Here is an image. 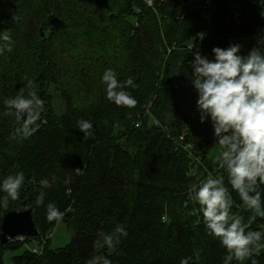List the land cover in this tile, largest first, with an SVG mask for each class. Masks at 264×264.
Returning <instances> with one entry per match:
<instances>
[{"label": "trees", "instance_id": "trees-1", "mask_svg": "<svg viewBox=\"0 0 264 264\" xmlns=\"http://www.w3.org/2000/svg\"><path fill=\"white\" fill-rule=\"evenodd\" d=\"M211 1L216 12L206 19L197 10L191 15L196 5L188 0H154L153 7L146 0H0V32L9 30L15 42L0 55V181L25 174L19 198L0 208V236L4 216L27 209L39 231L5 245L0 237V264L6 251L31 241L42 253L25 251L13 264H86L96 255L112 264H223L227 250L208 235L200 205L189 195L221 175L234 201L230 214L245 223L255 215L249 230L264 231V216L241 207L219 160L209 159L214 129L210 118L200 122L189 49L203 35L199 53L214 60L213 48L254 37L264 30V18L254 0ZM107 69L121 81L133 79L136 87L125 91L135 107L107 99ZM20 90L43 101L37 132L22 141L14 135L20 124L4 103ZM81 119L93 124L94 138L85 141ZM188 144L200 152L198 161L183 148ZM52 177L37 207L39 181ZM48 203L76 230L55 250L49 237L58 223L47 220ZM117 225L127 235L114 248L96 247L98 233H114ZM251 259L264 264V247Z\"/></svg>", "mask_w": 264, "mask_h": 264}, {"label": "clouds", "instance_id": "clouds-1", "mask_svg": "<svg viewBox=\"0 0 264 264\" xmlns=\"http://www.w3.org/2000/svg\"><path fill=\"white\" fill-rule=\"evenodd\" d=\"M261 9L264 18V0H254ZM14 41L9 30L0 32V55L13 50ZM258 47L247 56L241 54V45L232 44L227 48H213L214 60L194 53L192 85L197 91V111L200 122L211 119L214 139L220 148L219 168L227 174V184L238 193L241 207L264 216V36L257 40ZM194 45L190 46V51ZM102 82L106 85V97L117 106L133 108L137 100L125 89L136 87L128 77L121 81L117 73L107 69ZM6 111L15 115L20 124L14 135L24 140L34 135L39 125L43 101L35 92L25 97L20 90L14 97L6 98ZM78 128L84 134L85 141L94 138V126L90 121L81 119ZM55 177L41 179L40 190L36 197L37 207L44 204L46 190L51 188ZM25 182L24 172L8 175L0 181V208H6L9 200H16ZM67 182V181H66ZM189 195L200 205L203 223L209 236H215L227 250L223 264H232L233 260L243 264L251 259L253 253L259 254L264 247L259 242L264 239V231L249 230L255 220L250 216L248 222L239 215L230 214L233 198L225 185L224 176L203 181L198 188H190ZM65 213L54 203L46 206V218L49 222L59 223ZM119 234V235H117ZM127 235L122 225H117L114 233H98L96 247L114 248L119 236ZM86 264H112L104 255H96ZM181 264H188L187 259ZM251 264H258L251 259Z\"/></svg>", "mask_w": 264, "mask_h": 264}, {"label": "rangeland", "instance_id": "rangeland-1", "mask_svg": "<svg viewBox=\"0 0 264 264\" xmlns=\"http://www.w3.org/2000/svg\"><path fill=\"white\" fill-rule=\"evenodd\" d=\"M195 10L199 11V13L206 19H211L215 12V5L212 7H204L203 5H196ZM260 36H264V30H259L257 34L252 38H247L239 45H241V54L249 53L253 48L258 47L257 40ZM55 105L58 112H62L64 110V105H62L61 100L57 97L55 99ZM220 148L218 145H215L209 154L210 161L217 162L220 156ZM76 235V230L72 227H68L64 222H59L55 229L50 234V249H59L68 245L73 237ZM37 247V243L35 241H31L24 245V247L20 250L16 251H6L4 256V264H13V258L15 256H19L23 254L25 251H32V249ZM39 249L42 247L38 245Z\"/></svg>", "mask_w": 264, "mask_h": 264}, {"label": "water", "instance_id": "water-1", "mask_svg": "<svg viewBox=\"0 0 264 264\" xmlns=\"http://www.w3.org/2000/svg\"><path fill=\"white\" fill-rule=\"evenodd\" d=\"M196 10L191 15H197ZM39 231L36 228L31 209L17 212L12 211L4 216L2 222L1 243L5 245L10 239L20 237H37Z\"/></svg>", "mask_w": 264, "mask_h": 264}, {"label": "built area", "instance_id": "built-area-1", "mask_svg": "<svg viewBox=\"0 0 264 264\" xmlns=\"http://www.w3.org/2000/svg\"><path fill=\"white\" fill-rule=\"evenodd\" d=\"M146 2L149 6H151V7L154 6V0H146ZM192 5H203L204 7H211L213 5V3L211 0H188V6L192 7ZM203 41H204V36L199 35L197 40L194 43L189 45V49H190L191 45H194V47L192 48L194 53L199 52L201 50V46H202ZM181 140H183V138H181ZM183 148L190 154V156L192 158H194L197 161L199 160L200 152L198 150L194 149L191 144L185 145V146H183ZM24 239H25V237H20V238H14L13 240L23 241ZM10 240H12V239H10ZM31 252L33 254H41L42 253V247L39 249L38 244H37V247L32 249Z\"/></svg>", "mask_w": 264, "mask_h": 264}]
</instances>
